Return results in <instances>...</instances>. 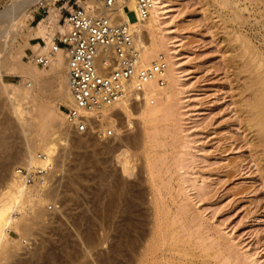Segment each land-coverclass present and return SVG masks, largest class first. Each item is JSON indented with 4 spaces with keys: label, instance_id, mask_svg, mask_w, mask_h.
<instances>
[{
    "label": "rangeland",
    "instance_id": "rangeland-1",
    "mask_svg": "<svg viewBox=\"0 0 264 264\" xmlns=\"http://www.w3.org/2000/svg\"><path fill=\"white\" fill-rule=\"evenodd\" d=\"M51 6L29 12L24 45L3 55L30 64ZM159 14L178 77L156 92L169 96L160 114L150 123L139 117L146 102L129 117L114 104L102 111L114 134L101 140L59 124L65 101L43 100L57 115L55 172L44 202L24 206L29 229L10 231L15 257L0 264H264V0H163ZM59 26H48L51 40ZM0 78L20 80L8 66ZM4 98L0 89V191L24 162L10 154L35 133L25 109L19 130Z\"/></svg>",
    "mask_w": 264,
    "mask_h": 264
},
{
    "label": "built area",
    "instance_id": "built-area-1",
    "mask_svg": "<svg viewBox=\"0 0 264 264\" xmlns=\"http://www.w3.org/2000/svg\"><path fill=\"white\" fill-rule=\"evenodd\" d=\"M13 0H0V9ZM153 0H45V6H55L63 30L57 31L49 44L42 38V49L27 51V60L42 68L50 67L57 53L66 61L67 84L71 103L65 107V117L74 134L90 135L105 140L114 134V127L103 121L102 111L116 102H148L156 88L166 85L167 58L158 53L148 63H142L141 45L136 41L135 27L153 8ZM120 6L127 21L111 12ZM135 14L129 21L127 12ZM56 159L37 153L32 163H19L11 173L22 189L32 184L51 185ZM54 204H48L53 209Z\"/></svg>",
    "mask_w": 264,
    "mask_h": 264
},
{
    "label": "bare ground",
    "instance_id": "bare-ground-1",
    "mask_svg": "<svg viewBox=\"0 0 264 264\" xmlns=\"http://www.w3.org/2000/svg\"><path fill=\"white\" fill-rule=\"evenodd\" d=\"M44 1L45 0H13L10 5L0 9V69L8 66V71L12 75L17 74L20 78L18 82L13 84H6L0 78V89L5 94L4 101L8 107V112H10L9 115L15 116L16 126L19 127V130L23 127L21 117V111L23 109H25L23 110L24 113H30V115H32L33 118H31V120L34 121L33 128L35 133L32 139H28V136L26 137V134H23L26 133V131L24 132L22 130V134L25 136L23 138L24 144H22L24 147L21 150L11 153L9 156L10 159L15 157L24 158L23 160L25 163L34 162L35 155L37 154L36 151L48 157H52L53 159L56 158V152L60 142L58 139L59 135H57L58 130L54 132L49 131V128L52 126L51 122L57 117L55 114V105L43 102V100L56 99L57 101H65L67 106L71 103V95L67 84L66 61L62 53L59 52L56 54L47 71L42 70L46 68L36 65L30 60H28L30 64H24L17 56L11 53L7 56L3 55L7 49L11 48L14 42H19L25 29V17L28 16L29 12L36 8L40 2L44 3ZM153 1V8L146 18H139L138 21L130 23L132 27H135L137 32L135 39L139 41L142 47V63L145 64L150 62L158 52L165 53L168 62L165 71L166 84L173 85L178 81L174 61L172 60L173 52L170 51L169 44H167L166 40L160 34L159 12L163 0ZM56 11L57 9L51 6L50 15L38 24L35 37L32 39L42 38L46 44L51 42V37L47 30L52 22L60 18L56 15ZM111 12L120 15L124 21H127L122 7H113ZM59 24L61 25V23ZM59 28H61V31L63 30L62 25L59 26ZM24 43L25 42H19V45L23 46ZM30 45L32 51L42 49V45L40 44L30 43ZM164 87L156 88V91L151 93L156 99L157 104L151 106L150 103L146 102L139 113L141 119L152 123L160 114L161 104L167 101L169 96L166 93L163 96H158L156 92L162 90ZM152 104H154V102ZM114 106L121 108L126 116H132V112L129 111V104L126 101L116 102ZM63 121L64 122H60L59 124L63 126V123H65L68 125L66 117H63ZM22 129H24V127ZM70 131L72 132L71 128ZM119 162L123 168L126 169L128 165L127 159H120ZM42 189L43 186L40 184H32L26 189H22L12 175V178L8 180L3 190L0 191V262L15 257L13 249L19 248L21 241L19 239L17 242H13L10 239V231L15 230L22 234L29 229L31 220L24 216V206L28 205L29 209L33 210L34 207L43 203L44 197L48 193L46 194ZM34 191L36 195H34ZM18 213L21 215L19 220H17L16 216ZM37 216L39 217L40 213H37Z\"/></svg>",
    "mask_w": 264,
    "mask_h": 264
}]
</instances>
